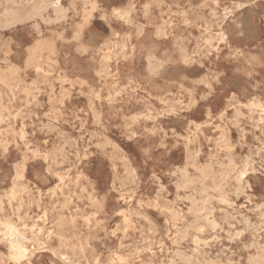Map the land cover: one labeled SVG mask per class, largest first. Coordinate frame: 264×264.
<instances>
[{
  "label": "rangeland",
  "instance_id": "rangeland-1",
  "mask_svg": "<svg viewBox=\"0 0 264 264\" xmlns=\"http://www.w3.org/2000/svg\"><path fill=\"white\" fill-rule=\"evenodd\" d=\"M0 3V264H264V0Z\"/></svg>",
  "mask_w": 264,
  "mask_h": 264
},
{
  "label": "bare ground",
  "instance_id": "bare-ground-1",
  "mask_svg": "<svg viewBox=\"0 0 264 264\" xmlns=\"http://www.w3.org/2000/svg\"><path fill=\"white\" fill-rule=\"evenodd\" d=\"M12 1V0H11ZM17 2V1H16ZM53 2V1H52ZM28 3V2H27ZM27 3H26V5H27ZM1 4V3H0ZM25 4V3H24ZM23 4V5H24ZM60 4V3H59ZM3 5V4H2ZM22 6V5H21ZM1 7V6H0ZM25 7V6H24ZM71 7V6H70ZM3 8V7H2ZM26 8V7H25ZM28 9V8H27ZM16 10H18V9H16ZM26 10V9H25ZM29 10V9H28ZM130 10V9H129ZM26 12H28V11H26ZM14 13V12H13ZM44 13V12H43ZM47 13V12H46ZM27 14V13H26ZM30 14V13H29ZM33 14H34V12H33ZM12 15V14H11ZM31 15V14H30ZM48 15V14H47ZM242 15V14H241ZM55 17V16H54ZM47 18V17H46ZM58 19V18H57ZM50 20V19H49ZM47 21V20H46ZM10 22V21H9ZM242 22V21H241ZM237 24V23H236ZM50 25V24H49ZM239 25V24H238ZM236 26V25H235ZM10 27V26H9ZM11 27H12V25H11ZM4 28H5V26H4ZM16 28V27H15ZM41 28V27H40ZM241 28V27H240ZM2 29V28H1ZM33 29V28H32ZM39 30V29H38ZM3 31V30H2ZM40 33V32H39ZM37 34V33H36ZM125 47H126V45H125ZM124 47V48H125ZM152 55V54H151ZM148 56H149V54H148ZM153 56V55H152ZM197 61V60H196ZM155 68H157V67H155ZM153 73V72H152ZM157 73V72H156ZM159 73V72H158ZM2 74H4V73H2ZM155 76H157V75H155ZM61 80V79H60ZM204 82V81H203ZM206 83H207V80H206ZM208 86V85H207ZM24 89H26V88H24ZM12 91H13V89H11ZM136 95V94H135ZM0 104H2V103H0ZM100 105V104H99ZM165 105V104H164ZM0 106H2V105H0ZM131 125H133V124H131ZM127 128V127H126ZM200 128V127H199ZM6 138V137H5ZM227 141V140H226ZM31 145V144H30ZM57 145V144H56ZM225 145V144H224ZM58 146V145H57ZM72 146V145H71ZM98 146V145H97ZM97 146H95V147H97ZM114 146V145H113ZM116 147V146H115ZM117 148V147H116ZM3 150H4V148H2ZM54 149V148H53ZM199 154V153H198ZM197 154V155H198ZM255 157V156H254ZM258 158V157H257ZM246 159V158H245ZM117 160H120V159H117ZM249 160V159H248ZM123 161V160H122ZM250 161V160H249ZM251 162V161H250ZM63 164V163H62ZM113 164V163H112ZM231 164V163H230ZM57 166V165H56ZM59 166V165H58ZM64 166V165H63ZM218 167V166H217ZM253 167V166H252ZM70 170V169H69ZM54 171V170H53ZM174 173V172H173ZM183 173V172H182ZM237 173H238V171H237ZM58 174V173H57ZM128 174V173H127ZM254 174V173H253ZM241 175V174H240ZM58 176V175H57ZM63 176V175H62ZM129 176H131V174L129 175ZM66 177V176H65ZM77 177V176H76ZM58 179H59V177H58ZM239 179V178H238ZM48 180V179H47ZM79 180V179H78ZM65 181V180H64ZM82 182H84V181H82ZM86 182V181H85ZM181 182V181H180ZM183 182H185V181H183ZM244 182V181H243ZM87 184V183H86ZM89 184V183H88ZM246 185H248L247 183H246ZM56 187V186H55ZM14 188V187H13ZM249 190V189H248ZM251 190V189H250ZM219 191V190H218ZM53 193V192H52ZM238 193V192H237ZM54 196V195H53ZM194 199V198H193ZM195 200V199H194ZM188 201H190V200H188ZM27 206V205H26ZM1 207V206H0ZM8 207H10V206H8ZM23 207V206H22ZM11 211H12V209H11ZM203 211V210H202ZM200 212V211H199ZM123 213V212H122ZM201 213V212H200ZM124 216V215H123ZM125 218V217H124ZM226 218H228V217H226ZM248 221V220H247ZM226 222V221H225ZM244 222V221H243ZM223 223V222H222ZM262 223H264V222H262ZM191 225V224H190ZM212 225V224H211ZM261 225V224H260ZM259 225V226H260ZM10 226V225H9ZM262 226H263V224H262ZM196 227V226H195ZM10 228V227H9ZM8 228V229H9ZM187 228V227H186ZM188 228H189V226H188ZM230 228V227H229ZM12 229V228H11ZM193 230V229H192ZM188 231V230H187ZM197 232H199V231H197ZM196 232V233H197ZM200 233V232H199ZM10 234H11V231H10ZM198 234V233H197ZM199 235V234H198ZM186 237H188V236H186ZM255 238V237H254ZM254 238H253V240H254ZM217 239V238H216ZM260 240V239H259ZM258 240V241H259ZM192 241V240H191ZM203 243V242H202ZM254 243V242H253ZM251 245V244H250ZM198 246V245H197ZM255 246V245H254ZM259 246V245H258ZM13 247H14V249H15V251H16V254L19 256V257H26L27 256V253H28V250L26 249V247H25V245L23 244V242L21 241V240H16V241H14V245H13ZM251 248V247H250ZM197 249V248H196ZM253 249V248H252ZM255 249H256V247H255ZM196 251V250H195ZM183 252V251H182ZM222 252V251H221ZM175 253H177V250H176V252ZM194 254H195V252H194ZM199 254V253H198ZM225 254V253H224ZM197 255V254H196ZM228 259H229V257H228ZM257 259V258H256ZM193 260V259H192ZM250 260V259H249ZM260 260V259H259ZM171 261V260H170ZM191 261V260H190ZM190 261H189V263H190ZM261 262H263V261H261ZM248 263H250V262H248ZM190 264H192V263H190ZM222 264V263H221ZM250 264H252V263H250Z\"/></svg>",
  "mask_w": 264,
  "mask_h": 264
}]
</instances>
